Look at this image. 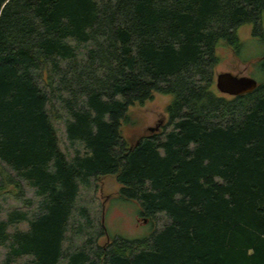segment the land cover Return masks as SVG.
Returning a JSON list of instances; mask_svg holds the SVG:
<instances>
[{
	"label": "trees",
	"instance_id": "16d2710c",
	"mask_svg": "<svg viewBox=\"0 0 264 264\" xmlns=\"http://www.w3.org/2000/svg\"><path fill=\"white\" fill-rule=\"evenodd\" d=\"M244 25L264 41V0H0V264H264V53L242 57ZM222 47L254 61V91L217 95ZM155 94L169 129L130 145ZM107 177L147 236L79 204Z\"/></svg>",
	"mask_w": 264,
	"mask_h": 264
},
{
	"label": "rangeland",
	"instance_id": "374dc122",
	"mask_svg": "<svg viewBox=\"0 0 264 264\" xmlns=\"http://www.w3.org/2000/svg\"><path fill=\"white\" fill-rule=\"evenodd\" d=\"M238 37L244 45L242 57L249 58L264 53V41L251 36L250 25H244L237 31ZM220 61L214 69L213 88L217 95L225 96L216 89V76L221 73H231L238 76H251L253 63H242L239 57L226 48L218 49ZM253 78V77H252ZM171 101L170 96L155 94L153 99L144 103L142 106H133L128 110V121L122 127V135L130 145H134L138 139L159 133L163 128L169 129L167 125L166 107ZM60 149L67 155L72 156L77 146L71 147L65 138L63 120H53ZM159 125V129L149 132L148 128H154ZM82 150V149H81ZM118 185L113 178L107 177L93 184L89 189H81L79 204L86 206L98 224L101 222V206L105 204L103 225L109 236L122 237L127 239H137L147 236L152 230L151 225L138 215V205L133 202H124L116 198ZM27 198H32L31 191L27 192ZM4 208H20L21 203L15 201L12 197H7L4 202ZM25 229V225L19 226ZM103 237L100 243L104 244ZM3 250L0 248V260ZM18 264H27V261L21 260Z\"/></svg>",
	"mask_w": 264,
	"mask_h": 264
},
{
	"label": "water",
	"instance_id": "95a60500",
	"mask_svg": "<svg viewBox=\"0 0 264 264\" xmlns=\"http://www.w3.org/2000/svg\"><path fill=\"white\" fill-rule=\"evenodd\" d=\"M216 89L219 93L230 97L240 96L254 91L257 87V81L249 76H238L231 73H221L216 76ZM159 125L154 128H148L149 132L157 131ZM105 204L101 206V225H103ZM106 238L107 235H106Z\"/></svg>",
	"mask_w": 264,
	"mask_h": 264
}]
</instances>
